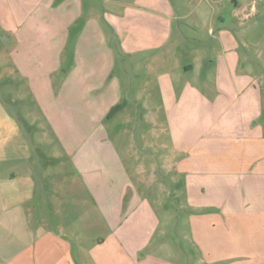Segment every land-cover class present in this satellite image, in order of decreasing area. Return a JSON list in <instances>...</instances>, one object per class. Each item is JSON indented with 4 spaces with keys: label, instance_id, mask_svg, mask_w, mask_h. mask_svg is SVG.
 Returning <instances> with one entry per match:
<instances>
[{
    "label": "crops",
    "instance_id": "crops-1",
    "mask_svg": "<svg viewBox=\"0 0 264 264\" xmlns=\"http://www.w3.org/2000/svg\"><path fill=\"white\" fill-rule=\"evenodd\" d=\"M99 12L83 0H0L9 67L35 107L0 117V264H177L158 239L167 183L184 191L175 206L199 264H264V72L216 71L222 86L198 105L194 85L179 84L187 64L157 74L158 103L127 105L133 85L115 70ZM161 38L150 45L171 40ZM159 125L168 143L151 138Z\"/></svg>",
    "mask_w": 264,
    "mask_h": 264
},
{
    "label": "rangeland",
    "instance_id": "rangeland-1",
    "mask_svg": "<svg viewBox=\"0 0 264 264\" xmlns=\"http://www.w3.org/2000/svg\"><path fill=\"white\" fill-rule=\"evenodd\" d=\"M83 1L85 6L93 3L100 9L98 15L104 28L103 35L113 45L116 44L115 70L123 84L129 85L131 82L133 85L130 90L132 93L127 90L124 93L127 105L158 103L157 74L173 73L174 69H179L184 74L182 69L187 64H190L194 71L177 80L181 85L184 82H191L194 85L198 93L196 100L198 105L202 103L200 93L201 96L205 95L208 98L215 93V86H222L219 83L221 79L215 77L216 71L235 66L234 69L238 72L241 70L264 72L263 0ZM253 6L259 8L258 13L253 12L251 9ZM163 10L170 11L173 18L170 19L168 15L163 14ZM244 12L249 14L244 17ZM109 20L116 23V30L108 27ZM161 35L164 39L165 37L171 39L170 42H165L163 47H152L150 45L152 40L161 41ZM11 44L12 41L4 37L0 31V92L3 89L7 91L5 101L0 97L1 118L6 117V113L9 115L14 106L26 107L33 114L35 111L25 85L18 77L12 75L10 70L8 54ZM162 54L165 55V63L160 62ZM175 65L176 67H173ZM142 87L151 93L137 94L136 91ZM3 103L7 104L9 110H3ZM141 129L144 132L146 130L144 126H138V135L143 133ZM154 130L152 128L150 130L151 138L157 135L159 139L168 143V127L164 126L163 129L159 125L157 131L152 132ZM166 185V191H160V200L166 205L164 208L160 207L159 211L161 217L165 214L167 217L161 224L164 233L158 238L167 245L164 254L174 259L177 264H199L200 261L186 233V213L175 206L174 194L184 191H178L177 186L168 183ZM152 193L154 192L151 191ZM169 218L172 221H169ZM237 235L238 232L235 233V237ZM235 237H232V240Z\"/></svg>",
    "mask_w": 264,
    "mask_h": 264
}]
</instances>
